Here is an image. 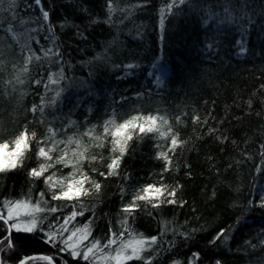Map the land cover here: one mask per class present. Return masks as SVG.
<instances>
[{
  "label": "trees",
  "instance_id": "1",
  "mask_svg": "<svg viewBox=\"0 0 264 264\" xmlns=\"http://www.w3.org/2000/svg\"><path fill=\"white\" fill-rule=\"evenodd\" d=\"M170 2L112 0L115 11L111 23H106L108 0H41L50 13L48 22L43 21L34 0H15L11 7V0H2L0 139L11 140L27 126L36 132L37 140L49 136L51 127L56 130L55 138L72 137L81 142L80 149L76 143L69 147L87 149L82 169L101 188L97 192L92 184L85 185L89 195L81 202L90 211L74 223L82 227L92 218V235L84 243L99 239L103 245L109 224L116 232L123 230L122 205L143 186L161 183L165 162L156 157L170 145V139L161 143L155 134L133 135L119 175L105 178L100 172L107 174L108 164L118 153L112 152L111 137H104L103 124L113 115L117 123L137 114L164 117L184 143L168 153L171 170L163 173V183L170 189L181 187L174 205L152 208L138 202L141 210L135 220L129 219L130 227L136 234L157 237L141 255L151 258V264H172L174 260L181 264H216L217 260L221 264H264V206L255 192L258 183L264 185V0H231L229 7L237 10L245 4L250 22H229L222 0H192L194 7H174L176 15L166 12L162 30L160 9ZM208 9L214 16L204 23ZM47 24L54 26L53 32L47 31ZM52 37L63 56L60 63L55 62L59 57L45 58L41 53V46L48 47ZM25 46L41 55V60L33 59L21 76L25 83L16 84L15 76L25 63L21 51H26ZM127 64L137 67L129 69ZM61 67L66 79L46 90L49 75ZM58 89L64 91L57 105H46L43 114L30 111L40 104L41 96L48 102ZM194 116L200 117L195 124ZM92 125L96 126L93 135L100 140L84 135ZM210 128L215 131L209 132ZM101 143L103 147H98ZM38 147L33 141L23 169L0 176V202L30 197L35 203L37 192L47 191L41 181H29L27 175L28 168L39 163L35 159ZM51 171L67 176L70 169L57 165ZM180 201L187 203L180 207ZM60 204L51 201L46 206ZM71 210L67 205L63 213L54 215ZM54 215H48L45 227ZM221 229L229 239L224 242L221 237L210 245ZM14 235L21 257L50 256L57 264H87L73 260L69 253H57L44 243L42 233ZM9 264H18L15 255ZM29 264L48 262L36 259ZM98 264H112V260L100 259ZM128 264H145V260Z\"/></svg>",
  "mask_w": 264,
  "mask_h": 264
},
{
  "label": "snow or ice",
  "instance_id": "2",
  "mask_svg": "<svg viewBox=\"0 0 264 264\" xmlns=\"http://www.w3.org/2000/svg\"><path fill=\"white\" fill-rule=\"evenodd\" d=\"M223 11L226 19L229 22L234 21H248L252 20V17L248 15L245 8V4L242 2L240 9L237 10L234 7H229L231 0H222ZM2 3V0H0ZM34 4L40 6L43 21L48 22L50 19V13L44 10L41 0H34ZM15 5V0H11V6ZM188 5L194 7L192 0H171L165 7L160 9V28L163 30L164 22L166 19V12L176 15L172 10L174 7L179 8L180 6ZM31 7V5H30ZM108 12L109 17L106 23H111V14L115 9L112 7V0H108ZM135 7V6H134ZM87 11L86 8L83 9ZM236 13L235 17L232 18V14ZM214 16L212 9H208V13L205 15L204 23H207L208 19ZM96 21L93 20L92 23ZM224 22V21H221ZM42 25L41 27H43ZM4 29L3 25H0V32ZM36 29H33L35 31ZM54 26L47 24V31L53 32ZM8 31H11V26L8 27ZM79 34V28H77ZM48 39V37H45ZM163 39V36H161ZM39 43V41H37ZM22 49L24 55V66L17 72L15 76L16 84H24L25 80L21 79L23 74L28 72V65L31 64L33 59L36 61L41 60V55H37L30 47L25 46ZM241 51H246L245 48H241ZM41 53L45 58H51L53 56L59 57L56 63L63 61V56L60 53V48L56 44V38L52 37L48 47L41 46ZM159 65L154 64L153 67ZM119 67V65H117ZM126 68L134 69L137 65L127 64ZM53 75L58 77L53 79ZM64 69L61 67L60 71L55 74H50L48 83L44 85L45 89L51 91L50 85H58L60 81L65 80ZM157 81L160 82V78L157 77ZM35 84H39L40 80H35ZM64 89H58L55 91V95L50 98L48 102L45 101L44 97L41 96L40 104H34L30 111L35 114L39 111L41 114L44 112L45 106L57 105L61 92ZM77 107L79 102H77ZM251 107V104H249ZM179 122L180 117L176 118ZM193 123L200 121L199 116L192 118ZM159 121V124H158ZM207 121H205L206 123ZM95 125L84 133L89 136L92 140H100L101 137L93 135L95 131ZM215 129H209V132H214ZM49 136L37 140L36 132L29 131L28 127L25 126L23 130L19 131L11 140L0 139V176H6L8 173L15 172L18 169L25 167V161L29 159V153L32 152V142L35 141L39 147L35 151V159L39 161L37 166L28 168L27 175L29 181H41L47 188V191L41 190L37 192L38 199L35 203L31 201V198L22 200H7L0 202V264H9L10 257L15 255L18 259V264H29L30 261H34L37 258L34 256H20L19 250L17 249L16 236L14 234H35L42 233L44 237V243L49 244L52 248H55L57 253H69L73 260H83L87 264H98V260L114 261V264H128L129 261L133 260H145V264H151V258H145L141 254L146 248L151 247L157 241L156 236L145 237L143 233L136 234L129 225V219L135 220V215L141 208L139 201L151 204L152 208H159L163 204L174 205L177 203L176 196L179 185L173 188L163 183V173L171 170V158L168 155L169 152H174L175 148L183 141L178 139V134L173 133L171 127L168 126V120L164 117H160L153 114H137L132 115L130 118L117 123L115 115L110 116L109 119L105 120L103 124V135L104 137H111L110 143L112 145V152L118 153L114 155L111 163L108 164V172H100L101 176H116L119 175V169L121 162L127 151L128 141L133 139V135L139 138L148 136L150 134H158L159 137H168L171 135L170 145L168 151H161L157 153V159L163 160L164 167L161 173V183L148 184L139 189L131 198L130 202L124 203L120 211L124 214L122 220V231L116 232L112 229L109 224L108 227V239L101 245L99 239H93L90 244H85L84 241L92 235L93 219L89 220L82 226H75L77 217L84 216L86 211H90L83 206L81 198L89 195V189L85 186L86 184H92L97 192H99L101 185L95 181H92L86 172L82 169V162L86 158L85 152L87 149L82 151H73L72 158H69V153L65 149H60L58 156H53L52 153L56 152L60 144H64L63 140H56V130L49 127ZM220 139V137H217ZM224 139H227L226 137ZM76 143L77 149L81 148V142L79 140L73 141L72 137L68 138L67 144ZM98 147H103V143L98 144ZM67 147V146H66ZM160 147V145H156ZM264 149V145H261ZM264 155V152L261 153ZM95 160L96 157L92 156ZM57 165H63L65 168L72 167L73 171L67 176L57 175V171H51L55 169ZM191 175V173H189ZM125 180L129 179L125 175ZM124 189L121 188V194L123 195ZM215 195V193H213ZM171 197V198H169ZM51 201L61 202L59 206L53 205L47 207L46 205ZM187 201H180V207H183ZM42 204L44 206H42ZM260 204L264 206V193L261 194ZM67 205L72 206V210L66 215H54L57 213H63L64 208ZM195 211V209H193ZM48 215H54V219L48 223L47 227L44 226L45 221L48 219ZM95 214L93 213V216ZM151 215V213H149ZM226 230L221 229L210 241L209 244H216L217 241L224 238L226 242L229 237L225 235ZM125 233L128 235V239H125ZM80 234V235H78ZM115 246V248H114ZM219 246V245H218ZM172 247H175L173 244ZM114 248V254H113ZM104 249H109L108 253L104 252ZM196 258H199V253L193 254ZM41 259L48 262V264H57V261L53 257L44 256ZM65 264L67 262L65 261ZM172 264H181V261L174 260ZM216 264H221L220 260L216 261Z\"/></svg>",
  "mask_w": 264,
  "mask_h": 264
},
{
  "label": "rangeland",
  "instance_id": "3",
  "mask_svg": "<svg viewBox=\"0 0 264 264\" xmlns=\"http://www.w3.org/2000/svg\"><path fill=\"white\" fill-rule=\"evenodd\" d=\"M158 124H159V121H158ZM156 135V137H157V139L162 143V142H164L165 141V139H171L169 136L168 137H166V138H164V137H159V135L158 134H155ZM68 138L69 137H67V138H64V139H58V138H55L56 140H63V141H65V143L64 144H60L59 146H58V149H57V151L56 152H54V153H56V154H60V149H65L66 148V150L68 151V153H69V158H72V152L73 151H77V149H72V147H69V144H67V140H68ZM67 146V147H66ZM53 154V153H52ZM64 167V166H63ZM65 168V167H64ZM67 168H69L70 169V172L69 173H71L72 171H73V168L72 167H67ZM68 173V174H69ZM255 192L256 193H259V196L261 197V194L262 193H264V185H260V183H258L257 185H256V187H255ZM78 235H80V234H78ZM86 241V240H85ZM147 249H145V251H146ZM110 250L109 249H104V252L105 253H108ZM145 251H143V252H145ZM108 260H110V259H108ZM106 261V260H105ZM112 264H114V261H112Z\"/></svg>",
  "mask_w": 264,
  "mask_h": 264
},
{
  "label": "water",
  "instance_id": "4",
  "mask_svg": "<svg viewBox=\"0 0 264 264\" xmlns=\"http://www.w3.org/2000/svg\"><path fill=\"white\" fill-rule=\"evenodd\" d=\"M34 257H36L37 259H41V257H44V256H34Z\"/></svg>",
  "mask_w": 264,
  "mask_h": 264
}]
</instances>
